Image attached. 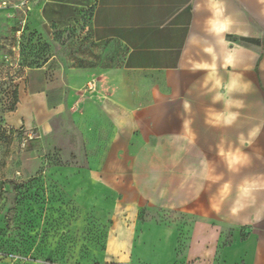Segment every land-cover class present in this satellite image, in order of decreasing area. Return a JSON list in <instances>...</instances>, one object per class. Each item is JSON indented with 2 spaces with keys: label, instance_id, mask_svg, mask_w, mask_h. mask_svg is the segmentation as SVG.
<instances>
[{
  "label": "crops",
  "instance_id": "0c3cea01",
  "mask_svg": "<svg viewBox=\"0 0 264 264\" xmlns=\"http://www.w3.org/2000/svg\"><path fill=\"white\" fill-rule=\"evenodd\" d=\"M5 6L30 7L43 36L74 25L95 44L122 50L106 69L65 68L53 55L52 73L50 61L27 71L4 115L8 128L51 135L60 148L64 137L75 155L102 163L132 150L129 185L138 200L190 220L155 224L173 241V264L180 246V264H264V0ZM3 173L0 166V191ZM124 264L144 263L131 252Z\"/></svg>",
  "mask_w": 264,
  "mask_h": 264
},
{
  "label": "rangeland",
  "instance_id": "374dc122",
  "mask_svg": "<svg viewBox=\"0 0 264 264\" xmlns=\"http://www.w3.org/2000/svg\"><path fill=\"white\" fill-rule=\"evenodd\" d=\"M5 1L0 0V264H124L131 252L144 264H173V241L160 227H184L190 220L138 200L129 185L132 150L103 155L102 163L99 156L75 155L64 137L61 148L51 135L24 139L27 129L8 128L4 121L26 72L53 55L65 68L95 70L117 66L122 50L95 44L74 25L43 36L30 7H6ZM56 66L52 59L48 70Z\"/></svg>",
  "mask_w": 264,
  "mask_h": 264
},
{
  "label": "built area",
  "instance_id": "2783aa9c",
  "mask_svg": "<svg viewBox=\"0 0 264 264\" xmlns=\"http://www.w3.org/2000/svg\"><path fill=\"white\" fill-rule=\"evenodd\" d=\"M86 86L89 91H92L94 88V82L90 81ZM24 135H25L24 139H36L40 137L38 132L35 131L34 129H27V131L24 132Z\"/></svg>",
  "mask_w": 264,
  "mask_h": 264
}]
</instances>
